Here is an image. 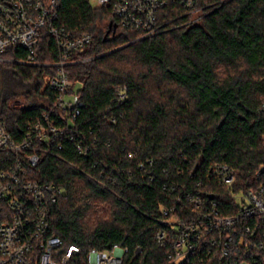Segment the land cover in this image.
Here are the masks:
<instances>
[{"label": "trees", "instance_id": "1", "mask_svg": "<svg viewBox=\"0 0 264 264\" xmlns=\"http://www.w3.org/2000/svg\"><path fill=\"white\" fill-rule=\"evenodd\" d=\"M195 6L198 22L170 3L160 11L158 33L135 40L133 31L107 34L117 22L107 6L60 0L59 24L94 36L76 54L85 61L68 68L83 105L72 123H59L64 134L36 143L39 160L29 172L63 189L49 210L48 235L65 246L86 252L119 244L129 254L139 246L140 259L152 264L164 255L155 241L166 228L163 207L177 205L186 191L212 192L229 204L207 178L215 165L236 171V188L254 186L264 163V0ZM38 51L43 61L56 59L46 38ZM50 72L0 63V117L15 140L43 113L61 111L45 86ZM14 101L27 108L12 107ZM79 142L90 150L79 153ZM4 164L0 153V171Z\"/></svg>", "mask_w": 264, "mask_h": 264}, {"label": "built area", "instance_id": "2", "mask_svg": "<svg viewBox=\"0 0 264 264\" xmlns=\"http://www.w3.org/2000/svg\"><path fill=\"white\" fill-rule=\"evenodd\" d=\"M89 1L109 8L117 21L109 25L112 34L133 31L135 40L158 33L160 11L170 3L183 6L193 16L191 22L202 19L195 0ZM59 8L60 0H0V63L50 68L45 86L57 94L54 106L61 110L43 113L26 126L20 140L6 131L0 117V153L5 159L0 171V264H150L140 259L139 246L132 254L119 244L83 252L48 235L49 210L63 189L32 179L29 169L39 160L36 143L64 134L59 123H72L79 116L83 104L71 90L68 68L85 61L76 54L94 39L89 31L59 24ZM45 38L54 44V61L40 59L38 49ZM125 90L116 89L117 100L125 99ZM15 108L27 106L19 101ZM77 150L87 153L90 145L79 142ZM207 178L224 189L229 204L222 205V198L212 192L186 191L177 197V205L163 207L166 228L156 231L155 241L164 255L152 264H264V163L251 187L236 188V171L226 163L215 165Z\"/></svg>", "mask_w": 264, "mask_h": 264}, {"label": "rangeland", "instance_id": "3", "mask_svg": "<svg viewBox=\"0 0 264 264\" xmlns=\"http://www.w3.org/2000/svg\"><path fill=\"white\" fill-rule=\"evenodd\" d=\"M92 4L94 5V3H92ZM94 6H95V5H94ZM77 88H78V86L75 87V90H76ZM12 104H13L15 107L18 106V102H17V101H16V102L14 101Z\"/></svg>", "mask_w": 264, "mask_h": 264}, {"label": "water", "instance_id": "4", "mask_svg": "<svg viewBox=\"0 0 264 264\" xmlns=\"http://www.w3.org/2000/svg\"><path fill=\"white\" fill-rule=\"evenodd\" d=\"M114 28H115V27L112 28L113 31H114ZM110 31H111V26H109V29H108V31H107V34H108ZM210 197H213V196L210 195Z\"/></svg>", "mask_w": 264, "mask_h": 264}]
</instances>
